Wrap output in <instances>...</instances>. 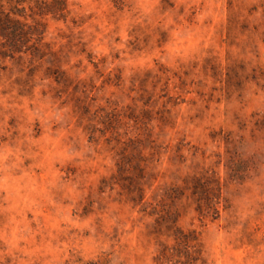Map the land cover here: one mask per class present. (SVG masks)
I'll use <instances>...</instances> for the list:
<instances>
[{
	"label": "rangeland",
	"instance_id": "1",
	"mask_svg": "<svg viewBox=\"0 0 264 264\" xmlns=\"http://www.w3.org/2000/svg\"><path fill=\"white\" fill-rule=\"evenodd\" d=\"M69 8L46 18L45 56H0V264H154L125 180L138 151L153 204L218 183L214 220L177 203L206 264H264V0Z\"/></svg>",
	"mask_w": 264,
	"mask_h": 264
},
{
	"label": "trees",
	"instance_id": "2",
	"mask_svg": "<svg viewBox=\"0 0 264 264\" xmlns=\"http://www.w3.org/2000/svg\"><path fill=\"white\" fill-rule=\"evenodd\" d=\"M70 14L69 0H0V56L13 58L23 54L42 58L46 55L43 41L46 18L65 21ZM73 21V20H72ZM47 46V45H46ZM128 159L134 174L126 176L130 185L129 199L140 210L154 217L152 233L158 238L153 257L154 264H206L199 234L184 230L178 224L177 203L185 196L195 205L198 215L214 220L219 215L220 187L213 179L191 177L184 187L171 186L163 189L162 198L153 204L145 198V156L136 152ZM123 166H119V168ZM134 180L135 183H134ZM165 240L162 241L161 238ZM89 264H103L90 261Z\"/></svg>",
	"mask_w": 264,
	"mask_h": 264
}]
</instances>
